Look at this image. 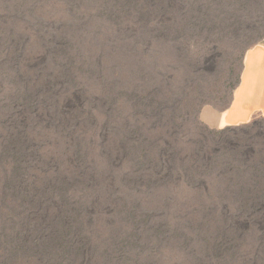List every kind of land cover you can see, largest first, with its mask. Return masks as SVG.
Wrapping results in <instances>:
<instances>
[{"label":"rangeland","instance_id":"374dc122","mask_svg":"<svg viewBox=\"0 0 264 264\" xmlns=\"http://www.w3.org/2000/svg\"><path fill=\"white\" fill-rule=\"evenodd\" d=\"M258 46L264 0H0V264H264Z\"/></svg>","mask_w":264,"mask_h":264},{"label":"bare ground","instance_id":"6f19581e","mask_svg":"<svg viewBox=\"0 0 264 264\" xmlns=\"http://www.w3.org/2000/svg\"><path fill=\"white\" fill-rule=\"evenodd\" d=\"M264 118V47L251 49L246 57L241 83L231 106L222 117L224 126L251 123L256 116Z\"/></svg>","mask_w":264,"mask_h":264}]
</instances>
